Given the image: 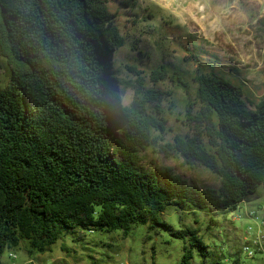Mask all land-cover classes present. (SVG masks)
Instances as JSON below:
<instances>
[{
  "label": "trees",
  "instance_id": "1",
  "mask_svg": "<svg viewBox=\"0 0 264 264\" xmlns=\"http://www.w3.org/2000/svg\"><path fill=\"white\" fill-rule=\"evenodd\" d=\"M123 44L108 0H0V58L9 72L0 80V264L3 250L22 241L42 253L74 230L169 228L160 218L168 206L201 211L213 224L264 185V98L250 109L242 87L213 66L193 78L198 110L187 106L186 119L198 132L160 150L203 165L219 187L143 166L140 154L167 120L149 110L160 93L140 77L131 102L119 105L109 55ZM150 78L186 88L163 65ZM172 235L187 238L181 264L212 254L198 229Z\"/></svg>",
  "mask_w": 264,
  "mask_h": 264
},
{
  "label": "rangeland",
  "instance_id": "2",
  "mask_svg": "<svg viewBox=\"0 0 264 264\" xmlns=\"http://www.w3.org/2000/svg\"><path fill=\"white\" fill-rule=\"evenodd\" d=\"M108 5L124 40L109 55L110 69L119 81V105L131 102L140 77L146 88L160 93L149 110L167 120L165 132L140 154L141 164L171 168L187 182L217 189L220 181L215 173L180 156L165 155L160 148L176 135L192 137L198 132L188 123L186 112L187 106L192 115L198 110L193 78L200 66H213L240 85L250 109L264 98V0H108ZM162 65L171 76L180 75L186 88L171 78L153 82L151 72ZM8 78L0 58L2 85ZM263 204L261 185L233 212L214 217L213 224L201 211L168 206L160 218L169 228L135 224L128 236L121 230H74L60 235L42 253L31 252L22 241L17 248L3 250L1 264H181L187 238H175L172 231L186 228L198 229L213 254L203 259L195 252L190 264H216L217 259L225 264H264Z\"/></svg>",
  "mask_w": 264,
  "mask_h": 264
},
{
  "label": "built area",
  "instance_id": "3",
  "mask_svg": "<svg viewBox=\"0 0 264 264\" xmlns=\"http://www.w3.org/2000/svg\"><path fill=\"white\" fill-rule=\"evenodd\" d=\"M246 250H248V248H246ZM13 258H15V255H12ZM75 264V263H74Z\"/></svg>",
  "mask_w": 264,
  "mask_h": 264
}]
</instances>
